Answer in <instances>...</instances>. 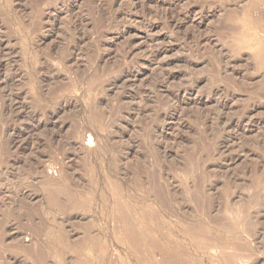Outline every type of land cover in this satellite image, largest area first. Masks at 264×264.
I'll return each instance as SVG.
<instances>
[{"label": "rangeland", "instance_id": "1", "mask_svg": "<svg viewBox=\"0 0 264 264\" xmlns=\"http://www.w3.org/2000/svg\"><path fill=\"white\" fill-rule=\"evenodd\" d=\"M0 264H264V0H0Z\"/></svg>", "mask_w": 264, "mask_h": 264}, {"label": "bare ground", "instance_id": "2", "mask_svg": "<svg viewBox=\"0 0 264 264\" xmlns=\"http://www.w3.org/2000/svg\"><path fill=\"white\" fill-rule=\"evenodd\" d=\"M254 6H255V5H254ZM262 50H263V49H262ZM262 50H261V51H262ZM261 51H260V54H258L260 58H262V52H261ZM191 230H192V229H191ZM194 230H195V229H194ZM191 233H192V232H191ZM194 234H195V233H194ZM194 234H193V235H194ZM197 235H198V234H197ZM195 236H196V234H195ZM195 236H194V237H195ZM196 237H197V236H196ZM204 244H205V242H204ZM172 251H173V250H172ZM171 256H173V255H171Z\"/></svg>", "mask_w": 264, "mask_h": 264}]
</instances>
